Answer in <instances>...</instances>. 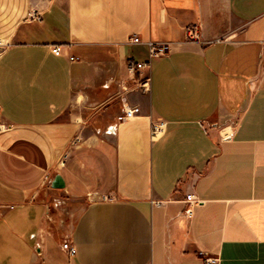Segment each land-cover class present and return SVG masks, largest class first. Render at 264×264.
I'll return each instance as SVG.
<instances>
[{"label":"crops","instance_id":"0c3cea01","mask_svg":"<svg viewBox=\"0 0 264 264\" xmlns=\"http://www.w3.org/2000/svg\"><path fill=\"white\" fill-rule=\"evenodd\" d=\"M0 126V264H264V0H0Z\"/></svg>","mask_w":264,"mask_h":264},{"label":"built area","instance_id":"2783aa9c","mask_svg":"<svg viewBox=\"0 0 264 264\" xmlns=\"http://www.w3.org/2000/svg\"><path fill=\"white\" fill-rule=\"evenodd\" d=\"M188 36L192 40L198 39V30L195 26H190L187 29ZM130 43L133 45L140 44V39L137 36H133L130 38ZM148 48V60L147 61H137L134 58H130L126 61V68L128 74L131 78L134 79L137 88L140 90L141 93H148L150 91V77L147 74V70L150 65V61L153 58L165 55L169 52L170 47L166 43H147ZM52 52L55 55H59L61 53V47L56 46L52 48ZM77 59L74 57H70V61H76ZM139 113V107H127L122 109L121 115L118 117V121L123 122L128 120L129 118L133 117L134 115ZM3 129V126H0V130ZM162 130V123H152L150 126V138H156ZM59 164L61 166L64 165V161H60ZM47 179V178H46ZM103 201L110 200V198L103 197ZM189 215V210L186 211ZM63 250H65L69 255H74L76 253V249L69 245L68 242H64L62 245ZM212 259H206V263H213Z\"/></svg>","mask_w":264,"mask_h":264},{"label":"water","instance_id":"95a60500","mask_svg":"<svg viewBox=\"0 0 264 264\" xmlns=\"http://www.w3.org/2000/svg\"><path fill=\"white\" fill-rule=\"evenodd\" d=\"M51 187L53 189H62L64 187V181L60 175H56L52 182H51Z\"/></svg>","mask_w":264,"mask_h":264}]
</instances>
